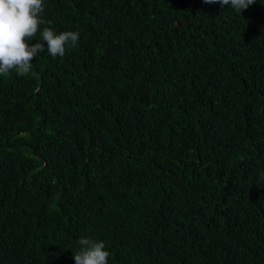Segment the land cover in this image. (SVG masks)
Segmentation results:
<instances>
[{"label":"trees","instance_id":"1","mask_svg":"<svg viewBox=\"0 0 264 264\" xmlns=\"http://www.w3.org/2000/svg\"><path fill=\"white\" fill-rule=\"evenodd\" d=\"M44 18L80 39L0 77V264H75L82 237L109 264H264V0Z\"/></svg>","mask_w":264,"mask_h":264},{"label":"clouds","instance_id":"2","mask_svg":"<svg viewBox=\"0 0 264 264\" xmlns=\"http://www.w3.org/2000/svg\"><path fill=\"white\" fill-rule=\"evenodd\" d=\"M203 3L228 6L242 13L256 0H203ZM45 7L46 0H0V77L12 72L27 76L32 71V61L40 54L63 57L67 49L77 46L80 32L58 34L51 21L44 18ZM254 182L258 188H264V172L258 173ZM76 245L77 250L72 253L75 264H109L110 252L103 240L82 237Z\"/></svg>","mask_w":264,"mask_h":264}]
</instances>
